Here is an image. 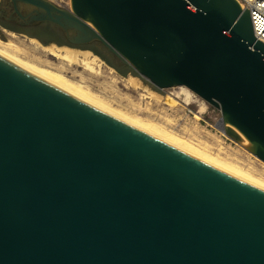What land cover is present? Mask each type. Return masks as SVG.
I'll return each instance as SVG.
<instances>
[{"label": "water", "instance_id": "95a60500", "mask_svg": "<svg viewBox=\"0 0 264 264\" xmlns=\"http://www.w3.org/2000/svg\"><path fill=\"white\" fill-rule=\"evenodd\" d=\"M13 2L189 87L264 160V42L237 0ZM0 264H264V190L0 55Z\"/></svg>", "mask_w": 264, "mask_h": 264}, {"label": "rangeland", "instance_id": "374dc122", "mask_svg": "<svg viewBox=\"0 0 264 264\" xmlns=\"http://www.w3.org/2000/svg\"><path fill=\"white\" fill-rule=\"evenodd\" d=\"M50 1L64 8L71 7V0ZM38 33L41 35V39L31 32L11 29L0 22V40L9 42L13 50L21 57L61 72L71 80L81 83L111 105L152 120L192 140L208 152L264 178V160L249 149V140L240 132L239 139L225 131L221 109L189 87L174 85L158 91L123 64L118 63L119 68H116L112 64V61L115 63L116 60L108 53L110 61L91 52L92 57L94 55L99 57V61L96 62L97 72L90 71L57 54L59 49L65 47L82 48L51 43L48 41L51 37L50 34L42 30H39ZM131 76L137 78L136 84L129 81ZM184 89H189L195 94L189 101L184 99ZM152 90L162 95L170 93L179 103L171 105L164 96L153 95ZM185 104H188L195 115L198 114L200 117L186 116L183 112ZM202 107L204 110L200 111ZM226 126H230V124ZM236 131L238 132V130Z\"/></svg>", "mask_w": 264, "mask_h": 264}, {"label": "bare ground", "instance_id": "6f19581e", "mask_svg": "<svg viewBox=\"0 0 264 264\" xmlns=\"http://www.w3.org/2000/svg\"><path fill=\"white\" fill-rule=\"evenodd\" d=\"M57 54L61 58L69 62L78 63L90 71L97 72L96 62L99 61V57L97 55H94V57H92V53L90 50H82V49L65 47L63 49H59L57 51ZM0 55L12 61L16 65L22 67L23 69L49 81L50 83L60 87L61 89L73 94L74 96L88 102L89 104L97 107L98 109L108 112L110 114H113L122 119H125L129 122H132L147 130H150L153 133L165 139L166 141L180 148L181 150L247 183H250L264 190V178L258 177L254 175L253 173L247 170H244L238 165L232 162H229L225 159H222L218 155L208 152L206 149L202 148L201 146H199L192 140L185 138L167 129L164 126L152 120L146 119L138 114H132L121 108L111 105L110 103L98 97L95 93L90 91L84 85H82L79 82L71 80L63 73L54 71L47 67H43L29 59L21 57L18 53H16L13 50L9 42L0 40ZM129 81L136 84L137 78L131 76L129 78ZM184 92H185L184 94L185 101H189L195 95L189 89H184ZM152 94L158 95V96H164L166 101L170 103L171 105H176L177 103H179L178 100L174 96H172L170 93H165L164 95H162L152 90ZM203 110H204V107L200 109V111H203ZM196 116L200 117V115L198 114H196Z\"/></svg>", "mask_w": 264, "mask_h": 264}, {"label": "flooded vegetation", "instance_id": "af4514ba", "mask_svg": "<svg viewBox=\"0 0 264 264\" xmlns=\"http://www.w3.org/2000/svg\"><path fill=\"white\" fill-rule=\"evenodd\" d=\"M18 11L14 6L13 0H0V22L11 29L20 30L23 32H31L34 36L41 39L38 31L42 30L50 34V39L48 40L51 43L61 44V45H71L70 35H67L61 28L52 21H39L33 24H24L20 21ZM74 47L82 48L83 50H90L95 52L100 56L104 57L106 60H109L107 53L116 60L112 61V64L118 67V63L123 64L125 67L129 68L130 71L133 70L126 63H123L114 53H112L108 48L103 44V42L97 38H94L86 43L71 45ZM134 73V72H133Z\"/></svg>", "mask_w": 264, "mask_h": 264}, {"label": "built area", "instance_id": "2783aa9c", "mask_svg": "<svg viewBox=\"0 0 264 264\" xmlns=\"http://www.w3.org/2000/svg\"><path fill=\"white\" fill-rule=\"evenodd\" d=\"M243 9H248L251 16L254 34L257 39L264 42V0H237ZM184 114L195 115L193 109L184 105ZM196 116V115H195Z\"/></svg>", "mask_w": 264, "mask_h": 264}]
</instances>
